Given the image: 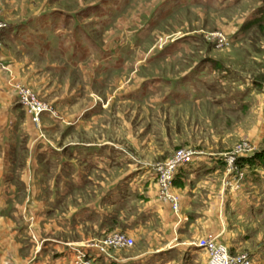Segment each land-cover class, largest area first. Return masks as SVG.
I'll return each instance as SVG.
<instances>
[{"label": "rangeland", "instance_id": "1", "mask_svg": "<svg viewBox=\"0 0 264 264\" xmlns=\"http://www.w3.org/2000/svg\"><path fill=\"white\" fill-rule=\"evenodd\" d=\"M99 1L115 2L112 20L104 22L102 17L82 20L105 51L103 61L99 59V50L88 49L83 56L67 62L62 71L52 70L50 65L58 62L55 54L40 62L21 48L8 47L0 36V86L13 91V102L24 112L23 120L19 117L22 121L17 118L19 129L22 132L27 126L30 128L33 144L45 142L60 148L80 143L112 146L111 151L101 150L104 154L96 156L109 159L112 167L87 170V180L64 198L55 199L54 208L48 200L55 196V168L48 170L47 177L32 173L31 179L36 181L30 188L25 187L30 176L25 166L28 154L23 140L16 167L19 173L16 182H11L17 191L10 201L20 217H10L9 222L20 226L28 219L26 229L31 233V242L26 243L27 239L23 241L21 237L22 241H16L11 253L3 250L4 257L14 264H36L44 240H58L59 247L98 245L114 264H139V257L145 260L141 264H145L150 251L166 249L177 242L195 243L207 236L215 237L211 233L188 239L175 226L168 227L155 219L142 227L139 223H124L144 206L145 202L138 198L122 204L121 211H112L114 221L104 229L88 223L80 224L74 231L58 227L57 219L71 210L90 204L103 209L107 204L104 189L126 175H135L132 185L135 184L140 168L151 171L160 168L163 172L164 179L155 181L157 198L167 201L160 197L161 188L178 203L190 198L196 204L194 209L202 215L210 214L211 210L222 218L230 192L246 190V186L247 191L259 187H252L246 178L250 173L238 162L242 157L257 156L264 151V30L253 27L240 31L260 0H0V26L3 25L0 30L43 11L77 13ZM165 1L173 5L167 12H161L160 4ZM152 56L154 60L150 62ZM67 58L70 59L69 54ZM201 60L215 62L220 67L216 73L226 71L217 88L207 91L202 86L186 88L187 84L183 95L167 100L170 88L157 81L144 84L150 78H177ZM215 72L210 75L214 77ZM15 86L24 92L28 90L52 113L33 121L18 102ZM229 92L242 97L229 103L225 98ZM25 117L28 121H24ZM185 153H192L193 159L217 157L221 168L192 188H176L175 177L170 182L167 179V175H174L167 165ZM258 170L264 179V166ZM235 175L242 177L235 182L238 189L226 183ZM110 194L111 201H116L119 193ZM121 200L119 203L123 202L122 197ZM212 202L213 210L209 205ZM106 207L112 209L109 204ZM179 207L178 204V211ZM42 208L46 210L44 215L37 212ZM30 211L32 215L28 214ZM0 221L1 227L2 223L8 225L6 219ZM238 226L251 236L243 249L230 252L215 237L216 242L224 245L231 255L250 256L252 247L264 248V230L253 234V224L240 222ZM4 230L7 227L0 228V234H7ZM22 234L26 235L23 231ZM115 234H123L130 241L117 246ZM6 238H0V243L8 246ZM52 255L50 252L49 256ZM172 264L182 263L177 260ZM194 264L202 263L198 260Z\"/></svg>", "mask_w": 264, "mask_h": 264}, {"label": "crops", "instance_id": "2", "mask_svg": "<svg viewBox=\"0 0 264 264\" xmlns=\"http://www.w3.org/2000/svg\"><path fill=\"white\" fill-rule=\"evenodd\" d=\"M97 4L102 7L98 14L95 11ZM110 6V1H99L81 8L77 13L43 11L20 22L7 25L0 35L8 47L21 48V50L23 49L26 54L34 57L37 61L45 62L48 60L49 55L55 54L58 62L50 65L52 70L62 71L66 68L67 62H73L80 55L83 56L88 49L99 50L101 54L99 59L103 61L105 51L103 48H95L94 43H92L93 36L82 19H100L102 17L104 22H110L112 20V12L107 10ZM67 54L70 55V59L67 58ZM0 95V220L6 219L8 224L4 225L2 223V227L0 226L2 229L7 227V231L4 230L7 234H0V238L5 240V237H7L6 239L9 242L8 246L0 243V264H14L13 261L4 257L3 250L11 253L14 247L17 246L16 241H22L19 240L21 237H23V241L27 239L26 243L31 242L29 239L31 233L26 229L29 225L28 219L23 220V225L21 224L20 226L9 222L10 217L14 219L20 217L16 213L15 207L10 205V201L17 191L13 183L16 182L19 173L16 167L18 166L17 162L23 140H26L25 145L27 146L28 154L25 166H27L30 176L29 183H25V187L30 188L31 184L35 183L36 179H31V177H34L32 173L47 177L49 175L48 170L55 168V196L49 197L48 200L50 206L54 208L57 205L55 204V199L64 198L71 190L79 188L87 180V170L109 169L112 167L109 159L106 161L102 157H96L97 154H104L102 151H111L109 148L112 146L80 143L60 148L45 142L33 144L30 128L27 126V129L22 130V132L19 129L17 118L22 121L21 115L23 116L24 112L18 103L13 102V91L7 86L1 85ZM3 97L5 100H2ZM45 116H49V114ZM24 121H28L27 118ZM17 138L21 141L19 144L17 143ZM218 159L217 157L214 159L209 157L192 158V160L177 169L174 186L183 189L198 185L210 173L220 170L221 162ZM246 178L253 185L252 187L255 185L259 187L247 191L248 187L246 186V190L241 188L230 192L226 199V209L223 210L224 215L222 218L221 215H217L216 211L213 212L211 210H208V212H211L210 214L202 215L194 209L196 204L190 198L180 199L178 213L173 212L169 203L157 198L155 173L147 168L139 169V178L135 184L132 185V181H135V175H126L104 189L103 195L104 198H107L111 195L110 193L114 192L119 193L118 196H120L122 192V197L125 196L127 201L138 198L145 202L144 206L139 209V213L124 221V223H132L134 225L139 223V227H142L147 225L152 219H155L168 227L175 226L179 230V234H185L188 239L195 237V235L204 236L212 233L216 239L225 243L231 252L232 250L243 249L244 242L251 238L250 233L244 232L238 226V223L247 222L253 224L255 230L253 234H257L259 230H264V179L261 174H248ZM11 182L13 183L11 184ZM215 198L216 202L218 198L217 196ZM126 202L124 205H126ZM124 205L121 207H124ZM209 205L212 210L215 208L213 206L215 203L212 202ZM109 206L111 209L112 206ZM100 208L95 204H90L71 210L65 217L57 219V225L65 231H74L77 226L85 223L94 224L98 228L103 226L104 229L108 223L105 219L107 217L110 219L114 215L112 211L116 210ZM117 211H121V209ZM37 212L40 215H44L46 210L42 208L37 210ZM28 214H31V211ZM195 225L198 226L193 228ZM22 231L25 232V236ZM258 236L260 239L262 235L259 234ZM58 244V240H44L35 263L73 264L71 247H59ZM158 245L162 246L161 243ZM54 246H56V250L53 252ZM50 252L53 253L52 256H49ZM249 253L252 264L264 263V248L252 247V249H249ZM147 254L149 255V261L145 262V264H172L177 260L182 264H194L198 260H201L202 264H207L204 250L197 248L191 242H177L166 249H157ZM202 255L204 258H201ZM143 261L145 260L139 257V264ZM108 263L114 264L112 258L107 255H103V257L101 256L95 261V264Z\"/></svg>", "mask_w": 264, "mask_h": 264}, {"label": "trees", "instance_id": "3", "mask_svg": "<svg viewBox=\"0 0 264 264\" xmlns=\"http://www.w3.org/2000/svg\"><path fill=\"white\" fill-rule=\"evenodd\" d=\"M260 4L253 8V10L250 12L251 16L247 17L246 20L244 21V23L241 25V30L240 31H245L246 29L249 28H257L258 30H264V0H260ZM173 2L171 3H167L162 2L160 5V9L161 12H167L168 8L171 7V5ZM178 7H183V5H179ZM115 2H111V6L110 8H107V10H113L115 9ZM102 10V7L100 4H97V6H95V11L98 14L100 11ZM6 29V25L0 30V33ZM1 36V35H0ZM92 43H94L95 48L97 49H101L102 47L96 42L94 41V38L92 39ZM153 56L149 58V61H153ZM220 67H218L216 65L215 62H213L212 60H201L199 61L197 64L193 65L191 68H189L183 75L177 77V78H165V77H156V78H150L148 80L144 81V84L147 85V83L149 84L150 82L154 83L155 81H157V84L166 86L167 88H170V96L167 98V100H174V97H180L181 95L184 94L183 91H185V89L189 86L195 87V86H202L205 89L207 88V91L212 90L213 88H217L219 85V79L221 76H223L222 74L224 72H226L225 70L223 72H219L216 73L215 71L219 70ZM215 72V75L213 77V75H210L212 72ZM143 84V85H144ZM189 84V85H187ZM187 85V86H186ZM186 86V88H185ZM162 89V88H161ZM181 92V93H180ZM242 97V94H237L236 92H229L226 95V100L230 102H236L238 101L240 98ZM163 99H166L165 96H163ZM239 166L241 168H245L247 170V172H249L250 174H257L258 173V169L259 167H263L264 166V151L260 154H258L257 156H248V157H242L240 158L239 162H238ZM71 184L69 185L70 188ZM123 193H120V197L116 196L114 198V200L116 201H111V196L105 198L106 203L112 206L111 210H120L122 209V207H120L122 204H124L127 200L124 201V198L121 196ZM121 197L123 199L122 203L121 202ZM117 199L119 201H117ZM104 200V201H105ZM105 203V204H106ZM107 204L105 206H103L104 210H107ZM115 215H112V217L109 219V217H107L105 220L106 222L111 223L114 221ZM101 256H97V259H99ZM96 259V260H97Z\"/></svg>", "mask_w": 264, "mask_h": 264}, {"label": "built area", "instance_id": "4", "mask_svg": "<svg viewBox=\"0 0 264 264\" xmlns=\"http://www.w3.org/2000/svg\"><path fill=\"white\" fill-rule=\"evenodd\" d=\"M3 25L0 26V28ZM18 86L14 87L15 96L18 99V102L20 105L23 106L24 110L27 111V113L32 117L33 121L36 122L38 119V116L44 115V114H50L52 113L50 108H47L43 104H40L37 100L33 98L27 91H23ZM28 95L31 96L30 99H28ZM192 153H185L180 155L176 161L168 163L167 168L169 171H171L174 175H167V179L169 182L171 181L172 176L175 177L177 169L181 166L192 160ZM155 173L156 180L158 179H164L163 172L160 168H154L153 169ZM241 175L239 176H232L229 181H226L227 184H230L234 187V189H238L239 185L235 182H238L239 179H241ZM234 181V183H232ZM165 186V185H164ZM166 190V188H163ZM161 196L164 201L169 203L174 212H177L178 208V201L174 198L173 195H169L167 193H164L162 188L160 192ZM128 240L130 239L126 237L123 234H115L114 235V244L117 246H124L128 243ZM131 243V242H130ZM194 246L197 248H200L204 250L207 256V264H251V256L247 255H231L227 248L216 242L215 237L213 236H207L206 238H202L199 241L193 243ZM71 249L73 250L72 255V263L73 264H94L96 261L97 255H106L107 252L98 245H80V246H71ZM98 253V254H97Z\"/></svg>", "mask_w": 264, "mask_h": 264}]
</instances>
